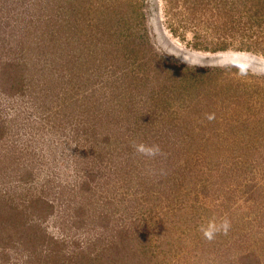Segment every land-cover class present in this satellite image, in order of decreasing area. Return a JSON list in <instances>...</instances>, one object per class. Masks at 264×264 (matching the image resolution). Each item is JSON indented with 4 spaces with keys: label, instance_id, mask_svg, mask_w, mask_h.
Returning a JSON list of instances; mask_svg holds the SVG:
<instances>
[{
    "label": "rangeland",
    "instance_id": "rangeland-1",
    "mask_svg": "<svg viewBox=\"0 0 264 264\" xmlns=\"http://www.w3.org/2000/svg\"><path fill=\"white\" fill-rule=\"evenodd\" d=\"M0 264H264V0H0Z\"/></svg>",
    "mask_w": 264,
    "mask_h": 264
},
{
    "label": "clouds",
    "instance_id": "clouds-1",
    "mask_svg": "<svg viewBox=\"0 0 264 264\" xmlns=\"http://www.w3.org/2000/svg\"><path fill=\"white\" fill-rule=\"evenodd\" d=\"M242 75L246 73H241ZM214 115L210 114L207 116L208 120H213ZM133 148L135 152L141 156L153 158L158 155H162V150L157 144H146L144 142H133ZM231 227L230 221L224 217L217 222L216 219H210L206 224H202L199 227V231L203 237L209 241L213 240L217 233L227 234Z\"/></svg>",
    "mask_w": 264,
    "mask_h": 264
}]
</instances>
